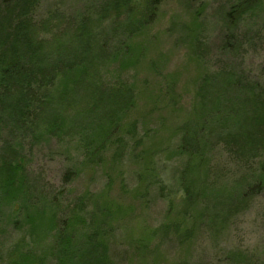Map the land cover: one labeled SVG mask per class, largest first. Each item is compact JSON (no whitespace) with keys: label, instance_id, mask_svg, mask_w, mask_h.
I'll list each match as a JSON object with an SVG mask.
<instances>
[{"label":"rangeland","instance_id":"obj_1","mask_svg":"<svg viewBox=\"0 0 264 264\" xmlns=\"http://www.w3.org/2000/svg\"><path fill=\"white\" fill-rule=\"evenodd\" d=\"M232 1L163 0L151 27L138 37L140 41L149 38L145 59L125 67L102 65L93 75H84L83 81L74 86L66 109L73 120L63 123L60 137H17L23 151V167L18 174L31 189L32 198H37V204L45 206V210L40 209L44 214L43 218L38 217L41 220L36 224L35 238L39 241L34 243L26 228L17 230L23 220H18L15 226L9 218L11 208L7 202L3 203L6 209L3 207L0 214L4 227L1 228L4 233H0V264L9 260L10 247L13 250L17 245L30 244L41 251L47 244L50 248L59 234L61 221L71 216L78 219L77 213L80 220L86 218L88 225L106 223L99 239L109 251L111 264H179L181 261L183 264H264V1L254 12L231 25L225 20V12ZM108 2L42 0L35 17L47 18L56 12L52 20L60 14L54 24L61 29V25L68 26L71 20L81 16L86 18L92 9L100 10ZM194 16H197L193 25L199 42L191 46L190 42H184L186 32L181 29V23H190ZM67 30L68 27L63 33ZM151 60L156 61V71L147 64ZM227 75L237 83L234 89L240 85L246 90L238 93L231 90L226 84ZM207 78L211 81L206 82ZM87 80H92L94 85L87 86ZM168 84L167 89L177 96V112H170L171 108L162 105L155 110V104L152 105L155 99L145 98L149 94L160 96ZM91 99L98 105L95 112H87L84 106ZM130 103L133 107L125 111ZM52 105L45 110L49 120L55 118L58 107ZM191 107L202 109L204 119L211 115V129L217 132L208 134L204 142L202 176L203 186L207 188H201L207 191L191 209L194 215L191 241L186 247L178 244L173 234L160 233L148 240V246L139 255L132 250V245L137 246L133 238H146L148 232L158 229L169 218L180 219L190 210L180 201L178 180L187 160L176 156L179 135L174 132ZM257 114L260 118L255 119ZM84 122L92 124L89 125L92 130L81 138L79 130ZM132 122L137 123L138 134L146 135L148 131L161 147L154 157L161 183L155 184L145 199H140L137 193L145 185L138 182L137 166L130 159L129 150H125L130 147L125 128ZM117 123L121 127L118 136L119 126L113 128ZM5 130H1L0 161L3 142L14 138ZM115 130L112 138L124 139L120 144L123 159L115 168L109 162L100 165L99 160L91 158L96 145ZM206 131L211 130L206 128ZM115 148L107 150L108 157ZM1 171L0 167V186ZM110 181V195L116 199L118 208L114 207L112 215L104 218L95 211ZM163 187L165 193L172 191L177 197L170 216L168 200L161 192ZM52 213L57 218L54 228L49 221ZM55 261L48 256L47 264Z\"/></svg>","mask_w":264,"mask_h":264},{"label":"trees","instance_id":"obj_2","mask_svg":"<svg viewBox=\"0 0 264 264\" xmlns=\"http://www.w3.org/2000/svg\"><path fill=\"white\" fill-rule=\"evenodd\" d=\"M162 1L109 0L107 5H104L100 10L92 9L93 12L89 13L86 18L85 16L78 17L76 20H71L68 26L61 25L62 28L57 29L54 21L59 18L60 14H57L56 18L54 17L55 19L52 20L56 12L50 13L47 18L36 19L35 12L40 8L42 0H0V138L3 136L1 133L3 128L14 135L11 141L3 142L1 150L3 155L0 161L2 170L0 214L4 208L6 209L3 203L7 202L6 205L11 208L10 212L8 210L11 222L17 226L18 220H23L18 224L17 230L26 228L27 233L29 232L28 235L32 236V242L39 241L35 238L38 234L36 224L41 220L38 217L43 218L42 214L44 213L40 209L45 210V206L41 207L40 204H37V198H32L31 189L25 185V179L18 174L20 168L23 167V151L17 137L20 135L30 136L34 139L53 138L55 135L60 137V132L64 130L63 125L73 120L66 109L71 103L69 100L72 98L74 86L83 81L84 75H93L102 65L125 67L128 64H139L140 60L145 59L149 38H143L140 41L138 37H140V33L143 34L151 27L157 18ZM263 1L233 0L228 11L225 12V20L234 25V21L238 22L246 14L254 12ZM191 18L193 19L190 23H181V29L186 32L184 42H190L189 44L194 46L199 42L193 25V20H196L197 16ZM172 24L174 26L175 22ZM67 27L69 28L68 32L63 33ZM106 59L108 60L106 61ZM147 64L150 70H155L156 61L151 60ZM91 81L87 80V86L94 85ZM209 81H211L210 78H207L206 82ZM226 84L235 93L246 90L240 85L238 89H234L237 83L230 75H227ZM169 86L170 84L162 89L160 96L153 97L149 94L145 97L146 99H155L152 103V105L155 104V110L162 105L165 108H171L170 112H177L178 102L175 100L177 96L167 89ZM253 90L256 91L255 88ZM52 104H58L59 109L56 107L53 115L55 118L49 120L45 110ZM84 106L87 112H95L98 107L95 99H91ZM132 107L130 103V106L124 110H130ZM210 116L204 119L202 109L199 111L198 108L191 107V110L181 119L177 131L174 132H178L179 135L176 156H184L187 160L178 180L182 192L180 201L183 207L190 210H186L180 219L169 218L158 229L148 232V238H133L137 245L131 244L133 252L140 255L148 246V240L160 233V235L171 233L177 239L178 244L186 247L189 245L194 224L193 221L191 222L194 217L191 209L198 204L202 196H206L207 191L201 188L205 183L202 176L206 148L204 142H206L208 134H217L216 129H211L212 119ZM257 117L260 118L259 114L255 119ZM82 119L84 120L83 117ZM114 123L116 122L114 121ZM89 125L90 123L84 122L83 128L78 129L81 138L86 131L92 130L89 128L92 124ZM116 125L119 126V123L115 124L113 128ZM136 125V122H132L125 128L126 134L130 137V141L128 140L130 147L125 150H129L130 159L137 166L138 182L140 185H145L143 191L140 189L137 191L140 199H145L153 186L161 183L160 173L154 160L160 150V144L148 135V131H145L146 135L138 134ZM119 127H116L117 136L121 133V127ZM206 128L211 131L208 133ZM116 130L96 145L91 158L99 160L100 165L109 162L111 167L115 168L123 159V154H121L123 148L120 149V144L124 142L123 137L112 138ZM113 147L116 148L108 157L107 150ZM164 151L166 150L164 149ZM111 184L110 181L102 194L104 195L103 199H99L95 211L104 218L108 214L112 215L114 207L118 208L116 199L110 195ZM206 188L207 186H203V189ZM163 189L165 190V187L161 188V192H164L162 196L165 195L168 200L170 216L174 211L175 198L177 197L172 191L165 193ZM171 194L172 196H170ZM48 207L50 208V206ZM52 214L49 221L54 224V228L57 218L55 213ZM75 216L78 219L71 216L70 219L61 221L59 234L54 237V243L49 246L50 248L46 247L47 244L41 251H37L40 249L32 247L30 244V246L27 244V247L17 245L13 250L10 247V253L7 256L9 260L6 264H47L48 256L55 258L54 264H111L108 256L109 251L105 249L106 246L99 239L106 223L98 221L94 225H88L86 218L80 220L78 213ZM1 228L4 227L0 223V233L3 234ZM179 264H183L182 261Z\"/></svg>","mask_w":264,"mask_h":264}]
</instances>
